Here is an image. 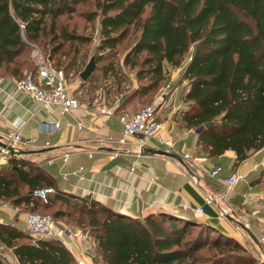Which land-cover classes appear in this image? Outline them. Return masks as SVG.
<instances>
[{"label": "trees", "instance_id": "1", "mask_svg": "<svg viewBox=\"0 0 264 264\" xmlns=\"http://www.w3.org/2000/svg\"><path fill=\"white\" fill-rule=\"evenodd\" d=\"M87 1L0 0V71L18 79L35 69L29 49L49 35L61 43L50 47L48 60L61 51L64 69L79 74L87 63L81 59L76 68V43H88L90 36L76 28H58L56 20L70 17L77 4ZM92 2V10L78 15L86 24L98 19L95 49L102 53L91 56L95 65L103 51L116 52L130 27L137 32L120 63L110 59L95 66L110 80L107 96L112 89L123 90L122 67L135 69L136 78L146 80L123 94L114 112L151 98L166 77V66L184 63L180 76L186 88L180 99L186 106L180 121L186 128L202 127L197 137L205 153L216 158L231 150L236 166L264 146V0ZM60 63L57 59L53 66ZM92 81L93 72L85 82ZM14 158L0 172V199L42 213L56 202L67 205L78 214L77 226L91 237L97 264H264L254 247L245 246L215 221L172 211L125 216L93 199L61 191L43 168ZM49 186L54 192L43 202L34 191ZM50 214L54 219L70 216L61 209ZM0 244L11 250L17 264H74L57 240L34 238L9 223L0 222ZM0 264H6L1 257Z\"/></svg>", "mask_w": 264, "mask_h": 264}, {"label": "crops", "instance_id": "2", "mask_svg": "<svg viewBox=\"0 0 264 264\" xmlns=\"http://www.w3.org/2000/svg\"><path fill=\"white\" fill-rule=\"evenodd\" d=\"M16 80L14 75L0 71V120L4 124L20 121L23 139L33 140L14 143L17 152L0 157V172L8 167L11 157H15L43 168L55 179L61 191L93 199L125 216L142 218L150 212L170 209L181 216L215 221L221 229L237 237H249L252 245L248 246L254 247L264 263V242L261 241L264 236V146L236 166L231 150L216 158L209 157L198 142L197 132L179 122L178 105L173 108L169 100L178 87L175 85L176 89L159 103L157 109L161 133L173 140L177 151L189 152L196 165L180 155L137 154L134 137H127L123 144L118 142L121 125L117 120L118 114L136 109L135 101L106 118L97 110L100 96L87 97L85 93L83 97L80 93L81 107L60 113L59 107H45L19 90ZM89 83L80 79L78 87L82 90ZM69 91L77 95L70 86ZM105 101L108 106H116ZM50 121H59L60 129L53 133L38 130L40 123ZM79 122L82 124L80 129ZM2 141L3 137L0 144ZM146 147L169 152L153 140L148 141ZM115 151L119 154L113 156ZM63 155H67L66 160ZM218 164L222 167L220 174L209 177L208 170ZM79 166L83 167L82 177L69 174ZM232 170L241 173L243 178L233 191L227 192L224 180ZM205 197L213 198L215 205L205 204ZM197 205L203 206V213L194 210ZM221 209L228 212L225 218L217 217V211ZM22 215L23 212L15 216L19 219L16 221L19 227L12 222L15 217L9 219L7 210L0 205V222L25 230ZM13 258L16 261L14 255ZM87 263L91 264L90 260L87 259Z\"/></svg>", "mask_w": 264, "mask_h": 264}, {"label": "built area", "instance_id": "3", "mask_svg": "<svg viewBox=\"0 0 264 264\" xmlns=\"http://www.w3.org/2000/svg\"><path fill=\"white\" fill-rule=\"evenodd\" d=\"M35 61V69L28 70L22 77L18 78L16 80V87L45 107H59L60 113H68L74 109L80 108L81 102L78 97L69 91L63 69L54 67L48 59L44 60L40 58L37 60L36 58ZM166 88H169L168 84L165 85L162 94L166 92ZM154 102L155 103L145 105L137 110L117 115V120L121 125V136L118 138V142L123 144L127 137H134L136 139V153L141 154L143 152L147 153L145 152L147 142L153 140L157 144L164 146L171 154L180 155L182 159L190 162L192 165H196L195 159L189 152L180 153L175 148L173 140L162 135V123L158 118V112L155 107L159 104L160 99ZM115 104H117V102ZM113 109L114 106H108L106 103L102 102L99 103L97 108L98 113L106 118L113 116ZM77 126L78 129H80L82 127L81 122H79ZM201 128H199V130ZM59 129V121L42 122L38 126V130L47 133H53ZM2 137L4 141L0 144V157L15 155L17 151L13 146L14 143L31 142L33 140L23 139L21 123L18 120L10 121L8 124H4L0 120V138ZM46 144H48V142H46ZM87 154L89 157L91 156L90 153ZM118 154V151L112 153L113 156ZM62 158L66 160L67 155H63ZM82 169L83 167L79 166L70 171L69 174L82 177ZM221 171L222 167L218 164L208 170L207 174L209 177L215 178ZM63 178H66V174H63ZM242 178L243 175L241 173L232 170L224 180L226 191H233ZM53 192L54 188L51 186L39 188L34 191L35 195L43 202H47L49 195ZM246 196L247 195H244V197ZM204 202L205 204L215 205V200L211 197H205ZM7 205L8 204H1V206L7 210L9 219H13L16 215L21 213L17 207ZM194 210L201 214L203 213V206L197 205ZM23 215L25 231L32 237L57 240L69 251L74 264H88L86 258L92 240L86 232L80 229L73 230L65 225H61L48 213L26 210L23 212ZM227 215L228 212L225 210L221 209L217 211L218 218H225ZM261 241L264 242V236L261 237Z\"/></svg>", "mask_w": 264, "mask_h": 264}, {"label": "rangeland", "instance_id": "4", "mask_svg": "<svg viewBox=\"0 0 264 264\" xmlns=\"http://www.w3.org/2000/svg\"><path fill=\"white\" fill-rule=\"evenodd\" d=\"M92 1L93 0H88L86 3L77 4L75 6L74 12L70 15V17H68L66 15H62L56 20V24H57L58 28L60 26H62V27L65 26V27H67V29L76 28V30L83 32L85 35L90 36V42L84 43V44L76 43L80 47V51L76 57V64L78 65L76 68H79L81 66V65H79V62L81 61V59H84V60L86 59V61H85V64H86L88 59L91 56H96V53H102V52H97L95 49L96 48L95 46H96L98 39H99V30H100L98 19L95 18L92 22H90V24H86L85 20L80 15H78V13H80V12L84 13V11H86V10H92L93 9V2ZM85 24H86V26H85L84 30H81L82 26H84ZM136 36H137V32H135L132 29V27H130L129 34L121 42V44L118 45V47L116 48V52H114L113 54H110L108 52L106 53L103 51V54H100L101 59L97 60V58H96V65H98V63L99 64L100 63H108V61L110 59H112V61L120 63L125 50L127 49L128 46H130L132 44V42ZM49 37H50L49 35H46L45 37L44 36L40 37L37 41L32 43V45L29 49V52H28V57L34 65L36 63V61H35L36 58H37V60L40 58L47 60L49 58V54H50V51H49L50 47L61 43L58 39L53 41ZM65 49H66V47H65ZM60 52H56V53L52 54L53 59L50 60V63L52 65H56L55 63L57 62V59H60L61 63L58 65V68L64 69V63H65L64 61L66 59V56L61 55ZM183 64L179 67L166 66V77H165L164 81L160 84L159 88L153 93L151 98H146L144 101L137 103L136 109H134V110H137V109H139L145 105L155 103L154 102L155 96H157L156 100L160 99L159 103H162L167 96H170V94H171L170 92L173 91L174 89H176L175 88V85H176L178 87H177L176 91L173 92L174 94L170 97L169 100L171 101V105H173L172 106L173 108L178 105V108L177 107L176 108H177L178 114H180V110L186 106V104L182 100H180V96L182 95L184 89L186 88V82L183 81L181 79V76H180ZM27 71H25V72H27ZM64 71H65L64 74H65V78L67 80V84L71 87L72 91H74L77 94L76 96L78 97V99L82 96L85 97L84 94L86 93V94H88L87 97H93L94 95H97V98H98V96H100L99 101L102 103H105L106 102L105 100H107L109 103H116L120 100L122 95L125 94L127 91H130L132 88H135L140 83L146 81L145 79L138 80L136 78L135 69L130 70L126 67H122L121 73H122L123 81H122L120 86H121V88H123V90H119L117 92L116 90L112 89V90H110V93L107 96L106 92H107V89L109 88L110 80H109V78L105 77L101 73V70L95 69L93 71V80L94 81L89 83L86 87H83L82 90H80L81 88L78 87V81H80V78H79V74L76 73V70L68 68L66 70L64 69ZM25 72L23 74H25ZM178 82H180V83L177 84ZM166 84L169 85V88H166V90H165L166 92L162 94V92L165 89ZM80 93L82 96L79 95ZM159 105L160 104H157L155 106L156 109H158ZM158 118H159V114H158ZM179 122L181 123V125H183V122H181L180 119H179ZM192 130L195 132H198L199 129L192 128ZM9 202L10 201L8 199H3V200L0 199V205L2 203H9ZM72 203H74V202H72ZM9 205H11V204H8L7 206H9ZM20 208H21L20 209L21 212L26 211V209H24L22 207H20ZM54 209H61L63 211L70 213V216H68V217L67 216L66 217L61 216L58 219H55L59 224L65 225V226H67L73 230H76V229L81 230V228L78 227L76 222H75V219H76L78 214L76 212L71 211V209L67 205H63L60 202H56L50 208H47L45 211H43L41 207L38 208V210H40V211L42 210L43 212H46L49 214ZM22 217H23V215H22ZM14 220L15 221H12V222L17 224L16 221H18L19 219H17V217H15ZM7 221H10V220H7ZM17 226L21 227L20 224H17ZM211 234H213V233H211ZM237 238L247 247L249 244L252 245L250 238L247 236H241V237L238 236ZM90 245L92 246L91 243H90ZM91 246H90V249H91ZM251 247H253V246H251ZM90 249L88 250L89 255L86 259L90 260L91 264H97L95 259H94L95 256L92 257ZM0 257L2 258V260L6 264H17L13 258V254H12L11 250L9 248L5 247L4 245H1V244H0Z\"/></svg>", "mask_w": 264, "mask_h": 264}, {"label": "water", "instance_id": "5", "mask_svg": "<svg viewBox=\"0 0 264 264\" xmlns=\"http://www.w3.org/2000/svg\"><path fill=\"white\" fill-rule=\"evenodd\" d=\"M95 62H94V58L91 57L89 59V61L87 62V64L84 66V68L79 72V78L82 81H86L88 79V77L92 74L93 70L95 69ZM210 125V123H205L204 127H208ZM145 152L147 153H156V154H162V155H172L171 153L167 152V151H163L160 149H152V148H146ZM164 212H168L171 211L170 209H164L162 210Z\"/></svg>", "mask_w": 264, "mask_h": 264}]
</instances>
